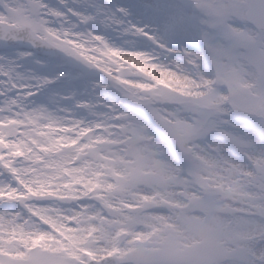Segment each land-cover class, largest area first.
<instances>
[{
    "label": "clouds",
    "instance_id": "9594fccd",
    "mask_svg": "<svg viewBox=\"0 0 264 264\" xmlns=\"http://www.w3.org/2000/svg\"><path fill=\"white\" fill-rule=\"evenodd\" d=\"M128 4L110 2L106 25L35 0L0 36V88L26 122L0 168V249L22 264H264V0H211L175 36L116 12Z\"/></svg>",
    "mask_w": 264,
    "mask_h": 264
},
{
    "label": "rangeland",
    "instance_id": "374dc122",
    "mask_svg": "<svg viewBox=\"0 0 264 264\" xmlns=\"http://www.w3.org/2000/svg\"><path fill=\"white\" fill-rule=\"evenodd\" d=\"M67 3L72 5L71 14L80 16L82 20L85 18V13L87 10L99 9L103 7L107 8V5L110 2H114L113 0H66ZM121 3L125 2V0H121ZM201 6H208L211 4V0H196ZM35 3V0H0V21H5L7 23H12L15 25H29L31 21L30 13H29V5ZM102 5V6H101ZM81 6V7H76ZM100 6V7H98ZM10 9V11H6L5 8ZM96 16H89L88 19H94ZM99 17V16H98ZM102 18V17H101ZM106 18H102V23L108 25L112 22H106L104 20ZM0 83H3L0 80ZM15 107L9 104H6L4 99V89L0 88V164L3 167H9L10 165H4L3 161L8 159V153L5 149L8 146L9 135H14L16 131V127L18 126V121L14 119L15 117ZM10 114V115H9ZM13 121V123H10ZM8 129H14V132L9 133ZM183 129H178L177 134H183ZM98 143H102L99 141ZM0 180H3V175H0ZM113 252H119V249H114ZM10 252H5L4 250L0 253V257H4L10 261L15 262V264H22V261L19 259H25L22 254L18 255V259L14 256H10L7 254ZM88 255H92V253H87Z\"/></svg>",
    "mask_w": 264,
    "mask_h": 264
},
{
    "label": "snow or ice",
    "instance_id": "6c2138e0",
    "mask_svg": "<svg viewBox=\"0 0 264 264\" xmlns=\"http://www.w3.org/2000/svg\"><path fill=\"white\" fill-rule=\"evenodd\" d=\"M200 6L196 0H183L178 4L155 3L150 5H142L136 0H129L128 6L118 7L116 12L124 17L130 16L133 12L138 16L151 17L160 24L165 33L175 36L186 35L190 32L197 20L195 10ZM132 27L137 26L133 24ZM0 264H3L2 258H0ZM31 264H56V262L32 260Z\"/></svg>",
    "mask_w": 264,
    "mask_h": 264
},
{
    "label": "bare ground",
    "instance_id": "6f19581e",
    "mask_svg": "<svg viewBox=\"0 0 264 264\" xmlns=\"http://www.w3.org/2000/svg\"><path fill=\"white\" fill-rule=\"evenodd\" d=\"M114 2H120L121 0H113ZM102 6V5H101ZM98 7H100V6H98ZM93 10V16H99V17H104V18H106V19H104V20H106V22L108 21V22H112L113 23V19H112V17L108 14V8H106V9H104L103 7H100L99 9H92ZM10 123H13V121H11ZM18 123V126L16 127V131L14 132V135L13 136H19V135H21L22 133H23V131H24V127H25V124H26V122L25 123H20V122H17ZM13 142H15V141H13ZM102 142H104V141H102ZM3 251V249H0V253ZM20 253H18V252H10V254L8 253L7 255H10V256H14L15 258H17L18 257V255H19ZM18 259V258H17ZM24 260V258L23 259H19V261H23Z\"/></svg>",
    "mask_w": 264,
    "mask_h": 264
},
{
    "label": "water",
    "instance_id": "95a60500",
    "mask_svg": "<svg viewBox=\"0 0 264 264\" xmlns=\"http://www.w3.org/2000/svg\"><path fill=\"white\" fill-rule=\"evenodd\" d=\"M27 26H14V25H9L4 22H0V36L4 34L5 30H21ZM0 168H3V166L0 164Z\"/></svg>",
    "mask_w": 264,
    "mask_h": 264
}]
</instances>
